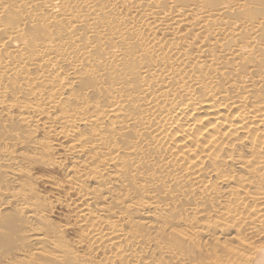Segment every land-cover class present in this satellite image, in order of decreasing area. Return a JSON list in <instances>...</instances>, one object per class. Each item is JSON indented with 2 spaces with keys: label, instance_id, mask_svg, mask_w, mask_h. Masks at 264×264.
Listing matches in <instances>:
<instances>
[{
  "label": "bare ground",
  "instance_id": "obj_1",
  "mask_svg": "<svg viewBox=\"0 0 264 264\" xmlns=\"http://www.w3.org/2000/svg\"><path fill=\"white\" fill-rule=\"evenodd\" d=\"M263 240L264 0H0V264Z\"/></svg>",
  "mask_w": 264,
  "mask_h": 264
},
{
  "label": "rangeland",
  "instance_id": "obj_2",
  "mask_svg": "<svg viewBox=\"0 0 264 264\" xmlns=\"http://www.w3.org/2000/svg\"><path fill=\"white\" fill-rule=\"evenodd\" d=\"M264 243V240L262 241ZM262 243V245H263ZM258 258V260H257ZM251 264H264V258L260 259V256L258 255V253L254 256V258L252 259Z\"/></svg>",
  "mask_w": 264,
  "mask_h": 264
}]
</instances>
